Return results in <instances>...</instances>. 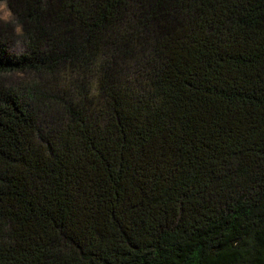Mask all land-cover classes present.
<instances>
[{
    "label": "trees",
    "instance_id": "16d2710c",
    "mask_svg": "<svg viewBox=\"0 0 264 264\" xmlns=\"http://www.w3.org/2000/svg\"><path fill=\"white\" fill-rule=\"evenodd\" d=\"M4 1L0 264H264V0Z\"/></svg>",
    "mask_w": 264,
    "mask_h": 264
},
{
    "label": "rangeland",
    "instance_id": "374dc122",
    "mask_svg": "<svg viewBox=\"0 0 264 264\" xmlns=\"http://www.w3.org/2000/svg\"><path fill=\"white\" fill-rule=\"evenodd\" d=\"M19 29L20 27L15 18L12 16L5 1L0 0V32H2L10 42V51L21 54L24 52V49L19 37ZM63 77V73L54 75L44 73L40 78L35 74L9 73L0 76V88L7 89L11 87L18 89V91L24 95L29 91H33V88L37 86L41 93L50 92V95L58 96L65 93L68 98L70 97V93L73 92L74 95L75 92H79V87H84L83 93L86 91L88 96H91L94 93V76L86 79H82V77L79 76H76L73 79L71 78L70 81H72V83L70 87L64 82ZM56 107L57 106L55 105V108ZM51 113H53L54 116V112L52 111Z\"/></svg>",
    "mask_w": 264,
    "mask_h": 264
}]
</instances>
